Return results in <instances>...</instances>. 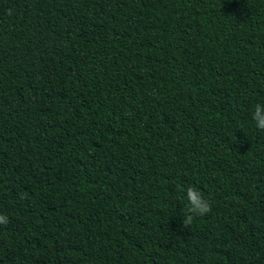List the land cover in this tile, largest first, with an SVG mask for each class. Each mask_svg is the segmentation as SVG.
I'll return each instance as SVG.
<instances>
[{"label":"trees","instance_id":"16d2710c","mask_svg":"<svg viewBox=\"0 0 264 264\" xmlns=\"http://www.w3.org/2000/svg\"><path fill=\"white\" fill-rule=\"evenodd\" d=\"M257 103L264 0H0V264H264Z\"/></svg>","mask_w":264,"mask_h":264},{"label":"clouds","instance_id":"9594fccd","mask_svg":"<svg viewBox=\"0 0 264 264\" xmlns=\"http://www.w3.org/2000/svg\"><path fill=\"white\" fill-rule=\"evenodd\" d=\"M252 119L255 122L256 128L264 131V103H257L254 106ZM177 190L185 193L188 201L182 218V225L184 227L190 226L195 218L205 216L211 211L212 204L210 200L198 188L191 185L185 188L183 185L178 184ZM9 221V216L0 213V225L6 226Z\"/></svg>","mask_w":264,"mask_h":264}]
</instances>
